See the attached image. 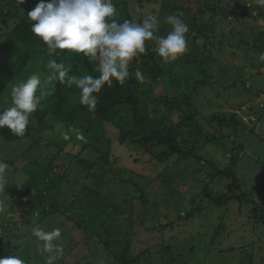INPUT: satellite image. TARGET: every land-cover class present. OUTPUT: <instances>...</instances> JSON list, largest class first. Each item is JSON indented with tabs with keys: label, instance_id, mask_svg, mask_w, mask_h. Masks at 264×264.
I'll use <instances>...</instances> for the list:
<instances>
[{
	"label": "trees",
	"instance_id": "1",
	"mask_svg": "<svg viewBox=\"0 0 264 264\" xmlns=\"http://www.w3.org/2000/svg\"><path fill=\"white\" fill-rule=\"evenodd\" d=\"M1 2L2 4L7 3L0 11V22L9 24L6 36L0 39H4L0 43V112L11 107L10 103L9 106L5 104V89L7 90L11 83L18 84L25 81L32 74H37L42 80H45L51 74V70L48 68L49 60L55 59L58 63H63L70 75H92L94 77L99 75L96 70L98 61L90 62L83 54H77L70 50H57L59 55H49L47 46L31 32L32 22L28 19V12L34 9L40 0H24L23 3L20 0H1ZM113 3L117 9L116 19L118 22H123L126 19L133 21V17L129 14L127 0H113ZM169 7L170 0L165 1L161 8V15L166 13ZM245 7L247 6L245 5ZM256 8L257 14L253 16L251 13L250 15L255 20L260 18L264 21V10L258 6ZM207 12L210 14L222 13L224 18L227 13L231 20L236 17L235 12L219 5L214 6V4L207 6L206 9H200L196 14H193V11L188 8H182L179 16L189 27V33L186 34L188 35L187 39L190 36L196 40L202 37L205 41L203 50L197 45L195 50L191 53H184L176 61L165 62L156 53L157 41L155 39L146 41L145 52L130 63V76L125 83L121 85L114 80L111 87L106 84L101 92L96 94L97 105L94 112L89 111L87 106L81 104L78 88L69 87L66 83L61 84L58 80H51L46 84V93L41 97L37 111L31 115L30 124L23 137L14 135L7 127L0 128V138L7 144L26 142L33 139L35 132H39L40 136L28 146V149L34 148L38 153L40 149L43 150L42 131L53 129L48 120L50 116L52 120L64 127L59 135L63 137V134L67 133L74 142L75 139L78 140L75 132L81 131L85 137L84 140H81L82 148L85 149V152L96 155L95 160L84 159L80 155L75 156L65 152V148L69 144L67 141H53L51 144V140L46 139L47 143L43 146L46 149L44 152L51 159L44 161L41 156L26 159L27 164L22 168V171L28 173V181L20 189L17 188L20 191L16 192L15 205L36 206V204H40L41 200L48 203V197H53L54 202L58 199L60 205L65 206L68 211H72L73 208L81 204L79 209L85 214L82 215L77 226L83 228L85 232L95 233V236L100 240L104 239V235H107L105 241H101L104 247L109 249L111 240L118 236V229L120 230L118 222L121 220V210L119 208L123 202L131 198L132 202L134 201L139 207L138 211H130L129 217L122 222L123 226L128 224L134 226L140 220L143 221L144 219H138L139 214H143L142 208L147 206L148 208L152 206L157 208L161 205L157 204L159 197L152 188L155 180L139 176L130 169H120L119 167L116 174H111L115 177L120 176L118 182L113 181L116 186L110 185L112 190H116V196L102 200L98 192L92 191L88 184V178L96 173L100 165H103V173L100 175L103 177L106 176L109 169L115 166V163L110 161V153H112L114 145L116 146L114 143L116 140L117 145L119 142L121 145H130L137 151L143 150L153 160L164 165L162 176L156 178L158 181L161 180L164 187L175 184L177 179L198 184L202 187L203 197L212 205L222 207L234 199L241 203L251 204L253 215L251 218L256 224H264V216H259L264 214V209L249 199L248 194L244 193L240 197L236 194L229 196L228 193L222 191L215 193L207 182V180L225 179L229 182L228 186L232 184L240 191L243 189L237 174L239 158L247 156L245 145L239 140L240 136L246 135L239 130L243 122L237 120L235 113L231 114L229 118L223 114L209 118L198 116L201 111L194 101V95L188 90L182 91L181 88L182 80H192L193 88L196 90L203 87L214 89L213 85H218L221 82L226 83V86H220L222 91L227 87H236L235 84H230L231 77L224 69L220 70L218 80L214 81L212 63L216 61L205 53L209 51L208 44H213L212 41L217 37L216 31L219 28L216 23H200V16L203 17ZM11 22L14 23L13 28L9 26ZM169 31L155 30L154 36H166ZM257 41L259 43V37ZM259 47H255L254 51L259 52ZM252 55L253 53L247 54V60H250L251 63H253ZM132 72H137V74ZM144 77L147 79L145 80ZM248 93L258 98L263 94L258 90L255 91L253 87ZM252 132L256 135L253 130ZM214 133H218L220 138H216ZM236 134L239 135L236 136ZM234 137H237L238 143L235 142ZM231 138H233L232 147L228 148L222 141ZM53 146L58 147V150L50 155L48 148ZM209 146H222L226 151H230L231 156L225 169L219 168L216 161H211L207 149ZM76 159H79L80 168L78 169L73 168L71 164ZM180 164L185 165H182L181 168ZM123 174H129V176L126 177ZM75 176L84 179L85 184L80 186L73 180ZM133 176L141 178L142 184L138 181L135 182L131 178ZM147 183L152 189H146ZM129 184H132L134 189L132 196H128L125 192L124 187ZM175 185L177 186V184ZM64 188H67V194L63 195L65 199L61 201L59 197ZM33 192H36L35 198L32 196ZM26 198L27 201H24ZM197 203L198 197L192 198L186 217H180L181 213L178 212L181 221H188L196 213H199L200 208L193 209ZM109 205L112 207L111 211L108 208ZM183 205L185 206V203ZM58 207V203L50 204L49 208H44L40 212L35 221L39 224L42 223L50 215L58 213ZM91 226L98 229L91 230ZM110 226L112 227L108 229ZM164 227L167 228L168 225ZM6 231H2L3 238L0 234L2 238L0 239L1 258L8 257L10 256L8 254L15 252L29 264L27 254L21 252L15 243L11 242L9 234L5 235ZM125 236L130 237V240L126 244L118 246L119 249L114 252L116 260L119 264L141 262V255L149 254V252H144L141 255L133 253L132 243L136 236L130 235L128 232Z\"/></svg>",
	"mask_w": 264,
	"mask_h": 264
},
{
	"label": "rangeland",
	"instance_id": "2",
	"mask_svg": "<svg viewBox=\"0 0 264 264\" xmlns=\"http://www.w3.org/2000/svg\"><path fill=\"white\" fill-rule=\"evenodd\" d=\"M165 1L168 0H127L129 14L134 22H142L150 15L155 16L158 25L156 30L165 29L167 32L172 26L166 22V17L173 14L179 16L182 8H188L196 14L200 9H206L207 6L214 4V6L219 5L236 13L233 20L229 19L231 17L227 13L225 18L222 13L207 12L203 17L200 16L201 24L216 23L219 28L216 31L217 37L212 41L215 46L209 43L210 45L207 46L209 51L205 53L216 61L212 63L214 81L218 80L220 70L224 69L231 77L230 84H235L236 87H227L222 91L220 86H226V83L221 82L218 85L214 84V89L203 87L196 90L193 88L192 80H182L180 83L182 91L188 90L194 95V101L201 111L198 116L209 118L223 114L229 118L235 113L237 120L243 122L239 130L246 135L240 136L239 140L245 145L247 156L239 158L240 163L237 168L243 189L240 191L232 184L228 186L229 182L225 179L207 180L210 188L215 193L222 191L228 193L229 196L236 194L241 197L246 193L250 196L249 199L264 209V61L261 60V55L264 53V21L260 18L255 20L251 16L257 14L256 6L264 10V0H170L168 11L161 15V8ZM6 3L2 4L0 0V11L4 9ZM8 24L0 22V39L6 36ZM9 26L13 28L14 23L11 22ZM3 40H0V43ZM187 44V53H191L197 45L203 50L205 41L202 37L196 40L190 36ZM257 46H260L259 52L254 51ZM248 53H253L251 61L256 65H252L253 63L247 60ZM132 73L137 74V72ZM144 79L147 78L144 77ZM16 85L11 83L8 89H5L4 98L7 106L9 103L12 106L11 92ZM251 87L263 93L260 98L248 93ZM48 120L53 129L42 131L43 150L40 149L38 153L34 148L28 149V146L40 136L39 132H35L33 139L23 143L7 144L0 138V160L9 165L6 183L12 184L6 186V192H0V200L5 205V210L0 212V234L3 238L2 231L7 230L5 235L9 234L11 242L15 243L21 252L27 254L29 264H45L48 255L41 251L42 242L31 235L32 227L37 225L46 231L57 227L61 229L62 237L59 243L63 244L64 251L55 264H119L114 252L119 249V245L126 244L130 240V237L125 236L126 232L136 236L132 243L133 253L141 255L149 252V254L141 255V262L137 264H264V224H256L251 218L253 216L251 204L241 203L234 199L222 207L214 206L203 197L202 187L198 184L184 182V179L181 181L177 179L174 182L177 186L173 184L164 187L161 180L156 179L162 176L164 165L153 160L143 150L137 151L130 145H121L119 142L117 145L116 140L114 141L116 146L114 145L110 153V161L115 163V166L109 169L103 177L100 176L103 173V165H100L96 173L88 178L92 191L98 192L102 200L116 196V190H112L110 185L113 181L118 182L120 176L115 177L111 174H116L119 167L130 169L139 176L155 180L152 188L159 197L157 204L161 205L157 208L154 206L142 208L143 214L140 213L138 219H144L143 221L140 220L134 226L131 224L123 226L122 222L129 217L130 211L139 210L131 198L123 202L119 208L121 210V220L118 222L120 230L118 229V236L111 240L109 249H106L102 243L107 235L103 234L104 239L101 241L95 233L85 232L83 228L77 226L82 215L85 214L79 209L81 204L72 211H68L65 206L60 205L58 199L54 202L53 197H48V203L41 200L36 206L28 205L30 210L24 206L25 204L15 205L16 192H19V189L28 181V173L22 171L27 164L26 159L37 156H41L44 161L51 159L44 152L46 149L43 146L46 145L47 140L50 139L51 144L53 141H67L69 144L65 152L75 156L80 155L88 160L96 159L95 154L91 155L84 151L81 140L75 139L74 142L71 139L64 140L62 135H59L64 130L62 124L55 122L50 116ZM252 130L258 137L253 134ZM214 134L216 138H220L218 133ZM232 141L233 138L225 139L222 143L231 148ZM235 142L238 143L237 137ZM207 149L211 161H216L219 168L225 169L231 156L230 151H226L222 146H209ZM48 150L52 155L56 153L58 147H49ZM78 160L71 162L75 169L80 168ZM182 165L185 164H180L181 168ZM123 176L127 177L129 174H123ZM75 177L73 180L80 186L85 184L84 179ZM133 177L131 178L135 182L142 184L141 178ZM113 185L116 186V184ZM67 188L61 192L59 197L61 201L65 199ZM124 188L127 195L132 196L134 192L132 184ZM152 188L149 187V183L146 184V189ZM32 196L35 198L36 192H33ZM197 197L198 203L193 209L200 208L199 213L188 221H181L180 217H186L189 211L192 198ZM24 201H27V198ZM52 203H58V213L50 215L40 224L37 223L35 221L37 216L44 208H49ZM108 208L112 210L110 205ZM178 212L181 213L180 217ZM259 216H264V214ZM166 225H168L167 228L164 227ZM95 229L98 228L91 226V230ZM8 255L16 254L11 252Z\"/></svg>",
	"mask_w": 264,
	"mask_h": 264
},
{
	"label": "clouds",
	"instance_id": "3",
	"mask_svg": "<svg viewBox=\"0 0 264 264\" xmlns=\"http://www.w3.org/2000/svg\"><path fill=\"white\" fill-rule=\"evenodd\" d=\"M21 3L24 0H20ZM117 9L113 0H40L28 12L31 32L47 46L49 55L60 53L57 50H70L83 54L90 62L98 61V76L70 75L63 63L49 60L51 74L42 80L37 74L19 82L11 92L12 106L0 112V128L7 127L14 135L23 137L30 124L31 115L37 111L41 97L46 93V84L51 80L75 86L80 90V102L93 111L97 105V95L113 81L125 83L129 78V65L145 52L146 41H157L156 53L165 62L176 61L188 51V25L178 15H169L166 22L171 30L166 36H154L157 29L155 16L150 15L142 22L116 19ZM264 60V55H261ZM78 140H84L83 133L75 132ZM69 140L65 133L62 137ZM9 165L0 160V192H6ZM17 186V185H16ZM5 205L0 200V212ZM31 235L42 242L41 251L47 253L45 264H55L63 255V244L59 243L62 232L59 227L46 231L33 226ZM0 264H26L20 256L0 258Z\"/></svg>",
	"mask_w": 264,
	"mask_h": 264
}]
</instances>
